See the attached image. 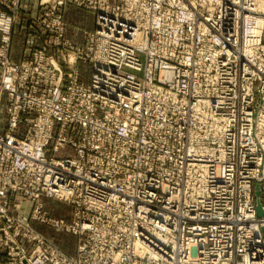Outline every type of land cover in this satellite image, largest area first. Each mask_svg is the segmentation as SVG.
<instances>
[{
  "label": "built area",
  "instance_id": "obj_1",
  "mask_svg": "<svg viewBox=\"0 0 264 264\" xmlns=\"http://www.w3.org/2000/svg\"><path fill=\"white\" fill-rule=\"evenodd\" d=\"M30 5L0 0L2 264H264V0Z\"/></svg>",
  "mask_w": 264,
  "mask_h": 264
},
{
  "label": "crops",
  "instance_id": "obj_2",
  "mask_svg": "<svg viewBox=\"0 0 264 264\" xmlns=\"http://www.w3.org/2000/svg\"><path fill=\"white\" fill-rule=\"evenodd\" d=\"M36 0H25V6L27 8H31V5ZM66 19L68 22L67 26V36L76 44L83 45L85 43V37H84V31L85 29H93L95 27V19L92 12L77 8L74 6H70L66 9ZM92 25V26H91ZM36 31V29H35ZM40 34L39 30L36 31ZM17 35V34H16ZM22 44V42H21ZM21 44H19L18 37H15L13 48H12V56L16 60H20L22 58V47ZM53 200L52 199H46V204L48 209L51 211V204ZM50 205V206H49ZM54 206V204H52ZM56 207V206H54ZM35 225L39 228L43 227V225L39 223H35ZM65 246V245H64ZM69 249L74 250L75 245H68ZM5 259V255L0 250V264L3 263Z\"/></svg>",
  "mask_w": 264,
  "mask_h": 264
},
{
  "label": "rangeland",
  "instance_id": "obj_3",
  "mask_svg": "<svg viewBox=\"0 0 264 264\" xmlns=\"http://www.w3.org/2000/svg\"><path fill=\"white\" fill-rule=\"evenodd\" d=\"M85 30H89V29H85ZM17 37H18L19 44H21V42H22L21 47L23 49V47H24V41H23L24 40V23L21 24L19 30H17ZM80 67H81V69L86 71V67H88V65L85 66L84 64H80ZM87 77H88L87 72H84V78H87ZM88 80L89 79H87V81ZM52 204H54V206H56V207L52 206ZM52 204H51V206L49 205L51 208L50 213L52 216L65 217L67 219H71L70 217H71L72 207L70 205L63 203V202H60V201H55V200H53ZM23 209H25V211H28L27 206H25ZM39 230H41L43 233H45L48 236H50L51 238H53L66 251L74 252V250L76 248V243H77V238L74 235H72L70 233H66V232H59V231H56L55 229H53L51 227H47V226H43V227L39 228ZM68 245H75L74 250H71L72 249L71 247L69 249Z\"/></svg>",
  "mask_w": 264,
  "mask_h": 264
},
{
  "label": "water",
  "instance_id": "obj_4",
  "mask_svg": "<svg viewBox=\"0 0 264 264\" xmlns=\"http://www.w3.org/2000/svg\"><path fill=\"white\" fill-rule=\"evenodd\" d=\"M255 191H256V195L259 196L260 195V185L259 184L256 185ZM257 213L259 216L264 215L263 205L259 199L257 200Z\"/></svg>",
  "mask_w": 264,
  "mask_h": 264
}]
</instances>
